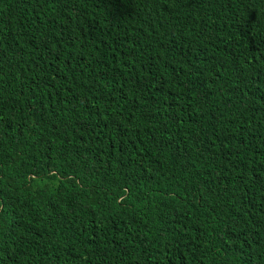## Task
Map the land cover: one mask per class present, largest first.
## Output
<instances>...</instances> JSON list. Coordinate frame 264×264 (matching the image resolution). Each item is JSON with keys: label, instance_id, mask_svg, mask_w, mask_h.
I'll return each mask as SVG.
<instances>
[{"label": "trees", "instance_id": "1", "mask_svg": "<svg viewBox=\"0 0 264 264\" xmlns=\"http://www.w3.org/2000/svg\"><path fill=\"white\" fill-rule=\"evenodd\" d=\"M0 264H264V0H0Z\"/></svg>", "mask_w": 264, "mask_h": 264}]
</instances>
